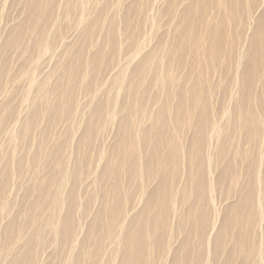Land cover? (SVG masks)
<instances>
[{
  "label": "rangeland",
  "instance_id": "rangeland-1",
  "mask_svg": "<svg viewBox=\"0 0 264 264\" xmlns=\"http://www.w3.org/2000/svg\"><path fill=\"white\" fill-rule=\"evenodd\" d=\"M199 1L207 0H0V264H14L25 252L33 259L20 264H124L127 232L167 181L160 178L159 167L160 175L155 170L147 177L145 164L151 158L141 141L134 147L140 175L131 170L130 159L119 158L117 143L125 122L140 117V134L152 133L158 113L167 110L168 128L177 134L182 157L172 171L173 213L161 224L147 220L154 241L148 263L185 264L182 252L187 251L186 264H264V108L259 102L264 81L257 78L255 94L245 99L240 79L252 66L246 55L264 0H246L241 21L230 23L240 39L231 46L224 41L222 59L212 54V60L209 42L199 39L219 24L224 6L208 5L207 22L197 31ZM201 78L212 88L215 124L207 142H201L202 154L211 159L206 164L204 236L196 217L205 206L197 203L200 190L192 182L195 167L189 162L197 111L188 126L176 122V116L186 120L193 98L189 88ZM134 86L138 91L133 92ZM145 88L144 108L138 111L130 103ZM61 97L63 108L52 112ZM179 98L186 108L177 115ZM243 101L260 118L256 144L239 127L246 113ZM119 162L122 170L116 173ZM117 186L124 203L121 217L113 215ZM248 190L263 208L250 237L230 218ZM249 238L261 247L251 260L245 252L250 247L240 244Z\"/></svg>",
  "mask_w": 264,
  "mask_h": 264
},
{
  "label": "bare ground",
  "instance_id": "bare-ground-1",
  "mask_svg": "<svg viewBox=\"0 0 264 264\" xmlns=\"http://www.w3.org/2000/svg\"><path fill=\"white\" fill-rule=\"evenodd\" d=\"M36 1H39V0H36ZM224 1L225 0H207L206 2H203V3L202 2L200 3V1L197 3V4L200 3V5L202 4V6L200 7L202 9V11H201V19L197 22V31H199V29L202 28L206 24V22H207V19H208L207 18L208 17L207 9H209L208 8V5L216 4L217 7L224 6V11H223L224 14H223V17H220L219 24L217 26H214V30L212 29V31H210V33H209V30H207L206 32L204 31V33L202 34L203 35V38H200L199 39L201 41H205L206 40V41L209 42L208 43L209 46L207 48L209 49L210 59L212 57V54H213V56L215 58H219L220 56H222L221 54H222V51L224 50L222 44H223L224 41H226V42L228 41L229 42V46H231L234 39H235V41H236V39H240L239 32H237L236 34L233 33V31L230 28V23L233 22V21H236L237 19H240V21H241V18L243 17V13L245 12L244 10H245L246 0H242V2H241V0H228V2L223 3ZM253 1L254 2L258 1L259 2L260 0H253ZM246 8L249 9V6L248 7L246 6ZM89 31H90V29H89ZM230 33H231V35H230ZM186 35L189 37V32L188 31L186 32ZM227 36L230 37L231 39L228 40V37ZM172 54L174 55V53H172ZM200 54H202V52ZM181 55H180V57H181ZM246 56H247V59L249 57L248 60H249V63H251L252 66H250V69H248V68L246 69V71H245L246 76L244 74V76L243 77H240V79H242V81H243L242 86H241V89L243 88L242 89V92H244V94H243L244 95V98H245V94L247 95L246 97L249 98L250 96H252V95L255 94V91H256V83L255 82L257 81L256 79L258 78L259 80H261V82L264 81V79H262L261 77L259 78V76H261V74H262V69L264 70V13L261 16V18L259 19L257 28L255 30L254 37L252 39L250 51L247 53ZM151 58H153V57H151ZM151 58H148V59L151 60ZM156 59H157V57H156ZM230 59H232V58H230ZM147 60H146V62H147ZM199 62L201 63V61H199ZM194 63H196V62H194ZM246 63H247V61H246ZM171 64L172 63H170V65ZM211 64H213V63H211ZM223 64L224 63H222V65ZM213 66L214 65H212V67L211 66L210 67L212 69H214ZM215 69H217V68H215ZM149 70H151V69H149ZM199 70L200 69H198V72H199ZM162 72H164V71H162ZM201 72H199V74ZM202 74H203V72H202ZM158 75H159V73H158ZM166 75H167V72H166ZM205 75H206V73H205ZM143 78H145V77H143ZM74 79L75 78H72L71 81L73 82ZM167 79L168 80L171 79L169 77V75H168ZM147 80H146V82H147ZM186 80L184 79V82H183L184 85H186ZM123 81L124 80L122 79L121 76L118 77V80L116 82L117 83L116 86H119L120 87L122 85ZM206 82H204V80L202 79L201 81H199V83H198V81L195 82V84L193 83V86H191L189 88V92H191L193 98L188 101V104L189 105L187 104V107H188V110L189 111L187 113L186 120L184 119V121H183V119H182V121H183L182 122L180 119H178L179 116H176V119H177L176 122L178 123V125H180V124L181 125L182 124H186V126H188L187 124H189L190 121H193L192 120L193 113L195 111H197V115H198L197 119L195 118L196 119L195 120L196 121V126L194 128L195 129V136L193 137L194 139L192 140V142H193V144H192V153L190 152V154H189L190 155V157H189L190 161L189 162H191L190 164H192L193 167H195L194 171L192 170L193 171V173L191 175L192 182L194 183L195 187L197 186V188L200 190V192L199 191L197 192V194H199L197 196V203H200L202 206H205V207H201L200 208L199 218L196 217L197 222L199 223V232L201 234H203V236L205 235L206 228H207L206 227V223H207V212H208V207L206 206V201H207V198H208L207 197V193L208 192H207V189H206L207 188V182H206V173H207L206 172V164H209L211 162V159H209L207 156H205V153L202 154L201 142H202L203 139H205V142H207V140L209 139V132H211L212 127L215 125L214 124V115H213V113L211 111L212 88L211 87H208L209 85L207 86L206 85L207 84ZM183 83H182V85H183ZM196 83H198V84H196ZM133 84H134V82H133ZM130 87H132V86H130ZM147 89L148 88H145L141 92L140 97L138 96V99L139 100L136 99L135 101H132L130 103V106L132 108H134V107L139 108L138 111H142L143 110V109H141L143 107V105L141 107H140V105L143 103V99H144V97H145V95L147 93ZM187 90L188 89H186V91ZM260 90H261V93L259 91V94H260V101L259 102L261 103L262 108H264V83L262 84V87H261ZM134 91L135 92L138 91L135 86L133 87V92ZM183 92H185V91H183ZM129 94H131V93H129ZM164 95H166V93H164ZM166 100L168 101V99H166ZM63 101H65L64 97H61L59 100H56L54 102L53 106H52V112H54L57 109L63 108ZM113 101H114V98H113ZM178 104H179V106H178L177 109H179V111L175 110L176 112H178V113H176L177 115L180 114V111L183 110V108L185 107V104L186 103H185V100L184 99L179 98V103ZM166 107L169 108L168 106H165V108ZM240 107L243 109L242 110L240 108L241 111L242 112L244 111L246 113H245L244 116H241L240 117V120L243 121V122H241L239 124V127H242V128L245 127L247 129V131L249 133H251V135H252V138H251V140L253 141L252 143L253 144H256L257 143L258 136H259L260 131H261L260 118L257 117V115L254 112V110L251 107H249V105H247L244 101L242 102V104L240 105ZM154 116H156V115H154ZM170 118H171V116H170ZM193 119H194V117H193ZM154 121H156L155 118H154ZM157 121H159V125H157L155 129H153L154 132L150 133L149 131H145V132H143L141 134H140V131L141 130H139L140 117L135 118L133 121L132 120H129L127 123L125 122V125L123 127V134H122V136L120 138V141L118 140L119 143H117V145H119V149H120V151H118V154H117L119 156V158H121V159L124 158V160H125V158L130 159L133 162L132 163V166H131V170H134L133 171L134 173H138L140 175V172H139L140 162H139V158H138V155H137L136 150H135L134 147H135V144H136V141L137 140L138 141H141V143L143 144L146 152H148L149 157L151 158L150 159V162H146V164H145V170L144 171H145L147 177L148 176L149 177L153 176L154 173H155V170H156L157 174L160 175V173L158 172L159 170L157 171V169H156L157 167H159L161 169V171H163V173L160 175V178L161 179H165L168 182V183L165 182L166 184L164 185L165 187H164V190L163 191H160V187H159L158 190L156 189L153 192V194H152V196L150 198V203H149L148 208L146 210H144L142 213H140V215H138L136 217V219L134 221V224L132 225L133 227L131 228V230H129L127 232L126 238L124 239V245H125V242H126V245H125L126 246V250H125L126 259L124 261V264H149L148 261L150 260V257H151V255L153 253V252H151V254H150V251H151L150 250V247H151V245H154V241L152 240L153 238H151V236H150L151 232H149V229L147 227V220L148 219H151L154 223L161 224V222H163V220L166 222L167 215H170L171 212H172V210H173L172 202H173L174 193H175V191L173 189L175 176L173 175L172 171H173L174 168H178L179 160L182 157V155H181V153H182L181 152V147L182 146L180 145V143H179V141L177 139V134L174 133V132H172V131H170L169 128H168V110L165 111V112L164 111H161V113H158ZM195 121L193 123H195ZM135 125H137L136 128L134 129V131L131 132L132 128ZM137 127H138V131H137ZM247 135H248V133H247ZM155 163L157 164V166L155 168H153V166L151 164H155ZM121 165H122L121 162H119L118 165H117V167H116V170H115L116 173H119L120 170H122V166ZM112 173H113V171H112ZM120 174L122 175V173H120ZM123 174H124V172H123ZM111 178H112V176H111ZM130 179H131V177H130ZM172 183H173V185H172ZM202 184H203V186H202ZM106 190H107V188H106ZM114 191L116 192V195L119 196V199H116V201L114 202V206L113 207H115V209H113L114 210L113 215L115 214V216H118L119 215L121 217L122 210H123L122 205L124 203L122 204V199L120 197V192H119L118 186H117V188ZM55 203H56V205H59L60 204V198L58 196L55 198ZM107 204H109L108 201H107ZM243 206H248L250 208V212L243 213L241 211V208ZM195 207H197V206H195ZM262 210H263V208L260 207L259 202L255 199V195H254L253 190H248L245 193V196H243L242 200L239 203H237L236 206H233L232 207V209L230 211V212H232V216L230 218H231V220L234 219V221L236 223H240V225L243 226V228H244V230L246 232V236L250 237V233H252V234L255 233L254 227L258 223V219H259V216H260V211H262ZM228 218H229V216H228ZM118 220L119 221H117V222H120L121 223V221L124 220V219L123 218L122 219L120 218ZM112 224H115V223H112ZM196 225H197V223H196ZM225 225H226V223H225ZM229 226H231V225H229ZM201 227H202V229H201ZM196 229H197V227H196ZM224 229L225 228H223V230ZM233 229H234V227H233ZM224 232H225V230H224ZM242 233H244V232H242ZM232 234H231V237H232ZM224 239H225V237H224ZM217 241H218V239L216 240V242ZM240 244H242L244 246L247 245L246 248L250 247V248H248V249L245 250V252L249 255V256H247V258L250 259V260H251L252 257L255 256L254 255L255 254V251L257 253L256 248L261 249V247L260 246H257L256 244H254L250 238L247 241H245V242H240ZM185 247H186V245H185ZM242 251H244V250H242ZM201 252H200V254H201ZM238 252H240V251H238ZM183 254H186V255L183 257V260H181V261H183L186 264V262H187V260L189 258L188 257V252L187 251L182 252V255ZM20 256H22L23 258L20 257ZM20 256H17L16 257V259L14 260V264H20V261H22V259H23L24 262L33 259L32 256H31V254L29 252H25V253H23V255H20ZM178 256H177V258H178ZM186 256H187V259H186ZM88 258H90V257H88ZM176 259H175V261H176ZM29 264H30V262H29ZM32 264H33V261H32Z\"/></svg>",
  "mask_w": 264,
  "mask_h": 264
}]
</instances>
